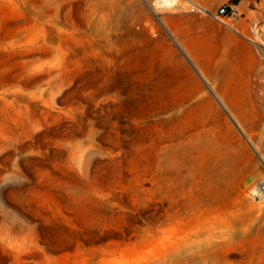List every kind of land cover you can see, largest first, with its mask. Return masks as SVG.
<instances>
[{"label": "rangeland", "instance_id": "rangeland-1", "mask_svg": "<svg viewBox=\"0 0 264 264\" xmlns=\"http://www.w3.org/2000/svg\"><path fill=\"white\" fill-rule=\"evenodd\" d=\"M160 1L0 0V264H264V0Z\"/></svg>", "mask_w": 264, "mask_h": 264}, {"label": "crops", "instance_id": "crops-1", "mask_svg": "<svg viewBox=\"0 0 264 264\" xmlns=\"http://www.w3.org/2000/svg\"><path fill=\"white\" fill-rule=\"evenodd\" d=\"M240 58H243V55H240ZM230 59V56L228 54L225 55H221L219 56V61L222 63L220 68L218 69V72L216 74V72L214 71H209L208 69H202L200 68V70L202 71V76L204 78V81H210V82H214V81H226L227 77H228V66H227V61ZM234 59V55H232L231 60ZM242 60V59H241ZM218 62V61H217ZM241 77H245V74L240 75ZM215 79V80H214Z\"/></svg>", "mask_w": 264, "mask_h": 264}, {"label": "bare ground", "instance_id": "bare-ground-1", "mask_svg": "<svg viewBox=\"0 0 264 264\" xmlns=\"http://www.w3.org/2000/svg\"><path fill=\"white\" fill-rule=\"evenodd\" d=\"M158 4L160 6H163V7H173L176 4V1L175 0H162V1L158 2ZM17 8L19 10H21V8H22L20 1H18V3H17ZM260 189H262V188H260Z\"/></svg>", "mask_w": 264, "mask_h": 264}, {"label": "built area", "instance_id": "built-area-1", "mask_svg": "<svg viewBox=\"0 0 264 264\" xmlns=\"http://www.w3.org/2000/svg\"><path fill=\"white\" fill-rule=\"evenodd\" d=\"M236 12H237L236 10H232L230 7L225 6V7L220 9L219 15L220 16H229L231 14L232 15L236 14Z\"/></svg>", "mask_w": 264, "mask_h": 264}]
</instances>
